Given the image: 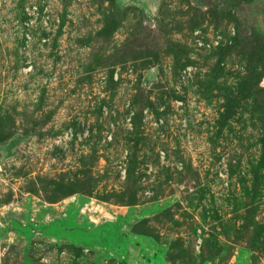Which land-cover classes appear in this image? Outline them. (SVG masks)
<instances>
[{
    "label": "rangeland",
    "instance_id": "obj_1",
    "mask_svg": "<svg viewBox=\"0 0 264 264\" xmlns=\"http://www.w3.org/2000/svg\"><path fill=\"white\" fill-rule=\"evenodd\" d=\"M0 264H264V0H0Z\"/></svg>",
    "mask_w": 264,
    "mask_h": 264
}]
</instances>
